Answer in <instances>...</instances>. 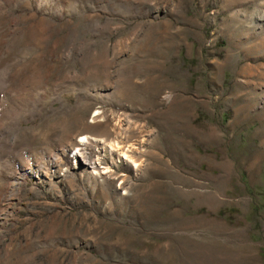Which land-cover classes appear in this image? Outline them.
Here are the masks:
<instances>
[{
    "label": "rangeland",
    "instance_id": "1",
    "mask_svg": "<svg viewBox=\"0 0 264 264\" xmlns=\"http://www.w3.org/2000/svg\"><path fill=\"white\" fill-rule=\"evenodd\" d=\"M0 264H264V0H0Z\"/></svg>",
    "mask_w": 264,
    "mask_h": 264
}]
</instances>
